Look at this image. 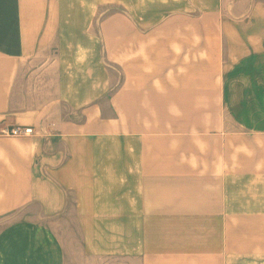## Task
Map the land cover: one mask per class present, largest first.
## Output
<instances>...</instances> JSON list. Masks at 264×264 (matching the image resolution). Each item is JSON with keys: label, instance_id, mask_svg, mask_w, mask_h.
Here are the masks:
<instances>
[{"label": "crops", "instance_id": "obj_1", "mask_svg": "<svg viewBox=\"0 0 264 264\" xmlns=\"http://www.w3.org/2000/svg\"><path fill=\"white\" fill-rule=\"evenodd\" d=\"M0 264H264V0H0Z\"/></svg>", "mask_w": 264, "mask_h": 264}, {"label": "built area", "instance_id": "obj_2", "mask_svg": "<svg viewBox=\"0 0 264 264\" xmlns=\"http://www.w3.org/2000/svg\"><path fill=\"white\" fill-rule=\"evenodd\" d=\"M0 135L8 138L22 139L34 136L35 132L31 127L15 126L0 131Z\"/></svg>", "mask_w": 264, "mask_h": 264}]
</instances>
